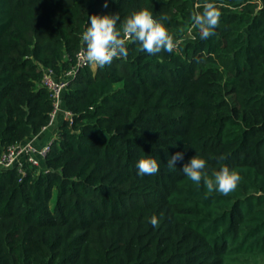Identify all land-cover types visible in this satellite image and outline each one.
I'll list each match as a JSON object with an SVG mask.
<instances>
[{
	"label": "trees",
	"instance_id": "16d2710c",
	"mask_svg": "<svg viewBox=\"0 0 264 264\" xmlns=\"http://www.w3.org/2000/svg\"><path fill=\"white\" fill-rule=\"evenodd\" d=\"M206 2L219 25L201 39L192 16ZM104 3L0 0V152L48 124L43 73L77 66L90 16L118 13L119 29L147 8L175 43L75 68L61 95L71 116L40 164L0 170V264H264V0ZM196 155L210 177L236 170L237 188L188 179ZM145 157L157 174L138 175Z\"/></svg>",
	"mask_w": 264,
	"mask_h": 264
},
{
	"label": "clouds",
	"instance_id": "9594fccd",
	"mask_svg": "<svg viewBox=\"0 0 264 264\" xmlns=\"http://www.w3.org/2000/svg\"><path fill=\"white\" fill-rule=\"evenodd\" d=\"M104 7H108V0H105ZM202 7V12L193 14L192 27L199 30L201 39H208L215 35L220 13L212 3L206 2ZM168 19L166 15H162L157 20L151 11L144 8L126 17L118 29L117 22L120 21L118 13L92 15L89 17V26L81 35L85 48L80 55L87 63L104 68L110 66L114 59L126 58L129 43H138L140 50L149 55H155L161 51L172 52L175 48L173 36L162 23ZM178 160H183L182 152H177L169 158L167 164L169 169L176 168ZM136 167L140 176L155 175L159 172V164L152 157L141 158ZM206 167V160L196 155L184 164L182 172L196 185L203 181L209 193L216 191L222 195H228L237 188L241 176L236 170H230L229 167L224 166L210 177L205 171ZM150 223L154 227L158 226V218L155 215L152 216Z\"/></svg>",
	"mask_w": 264,
	"mask_h": 264
},
{
	"label": "built area",
	"instance_id": "2783aa9c",
	"mask_svg": "<svg viewBox=\"0 0 264 264\" xmlns=\"http://www.w3.org/2000/svg\"><path fill=\"white\" fill-rule=\"evenodd\" d=\"M83 51V50H82ZM80 51L77 55L78 66H83L87 64L80 55ZM75 68L66 72L63 77H56L51 69H46L42 76V84L47 87L53 98V108L50 113V119L46 126L53 123L61 106V95L64 89L68 86L69 78L75 73ZM71 113L65 110V118H70ZM45 126V127H46ZM44 127V128H45ZM52 139L48 141L43 147H37L32 140H26L20 144H13L0 152V170L9 169L12 167H17L21 170L22 165L25 162H29L34 165H39L41 159L45 156Z\"/></svg>",
	"mask_w": 264,
	"mask_h": 264
},
{
	"label": "crops",
	"instance_id": "0c3cea01",
	"mask_svg": "<svg viewBox=\"0 0 264 264\" xmlns=\"http://www.w3.org/2000/svg\"><path fill=\"white\" fill-rule=\"evenodd\" d=\"M65 110L64 106L61 105L53 123L46 126L39 134L28 138V140H32L37 147H43L47 144L57 133L62 120L65 119Z\"/></svg>",
	"mask_w": 264,
	"mask_h": 264
},
{
	"label": "rangeland",
	"instance_id": "374dc122",
	"mask_svg": "<svg viewBox=\"0 0 264 264\" xmlns=\"http://www.w3.org/2000/svg\"><path fill=\"white\" fill-rule=\"evenodd\" d=\"M92 66L94 67L95 65L92 64Z\"/></svg>",
	"mask_w": 264,
	"mask_h": 264
}]
</instances>
